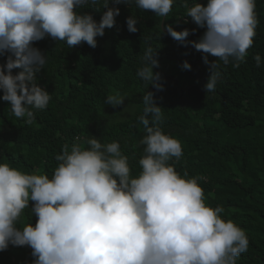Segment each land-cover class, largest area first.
I'll return each instance as SVG.
<instances>
[{"label": "clouds", "instance_id": "clouds-1", "mask_svg": "<svg viewBox=\"0 0 264 264\" xmlns=\"http://www.w3.org/2000/svg\"><path fill=\"white\" fill-rule=\"evenodd\" d=\"M109 2L103 0L106 10L97 21L91 12L78 9L98 0H0V55L7 54L0 64V99L15 117L31 122L34 111L51 100L37 77L46 53L34 42L50 36L70 48L81 43L95 48L96 37L116 23L120 9L115 5L134 3L167 17L175 0ZM182 2L184 17L204 32L189 40L195 29L177 30L169 23L161 34L166 31L181 45L205 54L210 75L204 88L212 92L221 78L219 61L239 67L248 55L259 23L256 0ZM126 24L129 32L138 31L136 16H128ZM208 55L216 59L209 61ZM253 58L259 67L261 56ZM158 67L156 49L146 48L137 76L159 90L161 74L153 71ZM182 68L190 70L191 65L184 61ZM13 69L20 71L14 74ZM125 99L126 94L114 91L105 103L119 107ZM142 101L138 119L145 129L140 140L145 147L136 175L119 141L102 143L96 136L71 147L64 144L51 176L0 163V251L9 245L28 246L32 264H237L248 249L245 231L222 217V206L206 202L202 177L176 170L170 161L180 160L182 144L163 131V107L154 93L147 90ZM26 209L35 215V224L22 219Z\"/></svg>", "mask_w": 264, "mask_h": 264}, {"label": "trees", "instance_id": "trees-1", "mask_svg": "<svg viewBox=\"0 0 264 264\" xmlns=\"http://www.w3.org/2000/svg\"><path fill=\"white\" fill-rule=\"evenodd\" d=\"M102 5L103 0H98L96 5L78 11H89L99 21L106 10ZM115 6L120 9L116 23L96 37L95 48L87 43L70 48L65 41L50 36L34 42V47L46 53V64L37 77L51 100L45 109L35 110L28 122L15 117L8 102L0 99V163L51 176L58 164L55 157L64 144L71 147L96 136L102 143L119 141L136 175L145 147L140 144L145 129L138 117L143 110V94L152 91L156 103L163 107V131L182 144V157L170 162L181 174L202 177L206 202L222 206V217L245 231L248 249L239 255L237 264H264V0H256L259 23L244 62L234 67L219 61L221 78L217 88L208 93L204 88L210 75L205 54L181 45L166 31L161 34L162 26L169 23L177 30L195 29L189 40H198L204 32L191 18L184 17L182 0H175L167 17H157L134 3ZM130 15L137 17L135 33L127 29ZM148 47L156 49L159 61L173 60L181 68L188 61L191 68L184 71L194 82L181 87L174 75L159 72L162 87L147 86L137 70ZM256 54L262 60L259 67L253 58ZM6 58L7 54L0 55V64ZM215 59L208 55L209 61ZM12 71L15 74L20 69ZM114 91L128 95L134 106L128 109L130 116L125 120L118 119L122 105L105 103L106 96ZM22 219L33 224L36 221L30 209ZM33 259L28 246L9 245L0 251V264H32Z\"/></svg>", "mask_w": 264, "mask_h": 264}, {"label": "rangeland", "instance_id": "rangeland-1", "mask_svg": "<svg viewBox=\"0 0 264 264\" xmlns=\"http://www.w3.org/2000/svg\"><path fill=\"white\" fill-rule=\"evenodd\" d=\"M153 71L154 72H166V73L174 75L178 79L179 85L181 87H186L194 82V80L186 74L184 69L179 67L173 60L159 61V67L154 68ZM122 106L124 110L121 113H119L118 115L119 120H125L126 118H128L130 116L128 109H131L132 107H134L131 104L128 95H126L124 105Z\"/></svg>", "mask_w": 264, "mask_h": 264}, {"label": "water", "instance_id": "water-1", "mask_svg": "<svg viewBox=\"0 0 264 264\" xmlns=\"http://www.w3.org/2000/svg\"><path fill=\"white\" fill-rule=\"evenodd\" d=\"M181 22V21H180Z\"/></svg>", "mask_w": 264, "mask_h": 264}]
</instances>
